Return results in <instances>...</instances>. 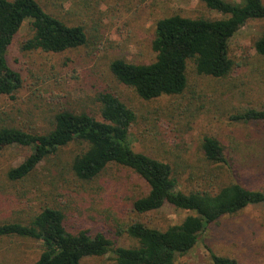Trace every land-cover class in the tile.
<instances>
[{
    "label": "rangeland",
    "instance_id": "obj_1",
    "mask_svg": "<svg viewBox=\"0 0 264 264\" xmlns=\"http://www.w3.org/2000/svg\"><path fill=\"white\" fill-rule=\"evenodd\" d=\"M37 1L67 24L84 26L90 41L87 46L61 52L23 49L22 42L31 35L26 19L7 53L9 64L21 75L22 86L13 97L0 95V125L44 133L61 108L96 114V92L110 89L136 113L131 128L133 149L176 162L180 172L177 189L208 188L230 179L226 168L204 160L199 149L204 135L216 137L227 156L239 161L236 176L242 183L264 189V153L257 146L264 137V122L232 118L246 108H264V58L256 56L253 46L264 29V19L248 20L230 38L229 54L235 63L228 76L196 75L190 62L188 86L182 94L145 100L115 80L109 62L113 58L151 62L156 21L174 12L197 15L203 10L201 4L195 0ZM77 151L71 142L40 162L28 177L10 180L6 172L23 161L32 147L5 146L0 151V224L27 221L44 206H58L66 213L71 230L102 231L114 244L129 246L134 240L125 229L132 221L163 230L192 214L169 203L137 214L131 210V202L146 192L144 180L115 164L94 180H78L69 169ZM39 249L38 241L0 235V264H29ZM209 251L234 258L237 264H264V205H248L208 225L196 244L177 255L173 264H211ZM81 264L115 261L108 252L87 257Z\"/></svg>",
    "mask_w": 264,
    "mask_h": 264
},
{
    "label": "trees",
    "instance_id": "obj_2",
    "mask_svg": "<svg viewBox=\"0 0 264 264\" xmlns=\"http://www.w3.org/2000/svg\"><path fill=\"white\" fill-rule=\"evenodd\" d=\"M203 10L194 16L174 12L155 23L149 63L113 58L108 69L115 80L131 87L142 99L176 96L188 86V64L200 76L225 78L234 67L229 54L230 38L250 19H264V0H195ZM29 19L31 35L23 49L61 52L87 46L84 26L69 25L46 11L37 0H0V95L13 97L22 86L20 73L8 62L7 53L15 34ZM256 56L264 58V29L253 43ZM96 114L84 109L61 108L44 133L0 125V151L7 145L32 147V152L6 172L10 180H23L59 149L74 142L78 151L69 162L73 176L81 181L96 179L110 164L132 170L144 180L145 193L135 197L131 210L147 213L169 203L191 211L178 224L158 229L134 220L125 232L134 240L129 246L114 244L102 231L71 230L66 213L58 206H44L27 221L0 224V235L38 241L37 258L29 264H81L87 257L112 253L115 264H173L175 257L189 251L199 234L210 224L248 205H264V189L251 188L238 178L240 163L225 153L212 135H204L199 149L204 160L226 168L230 179L208 188L177 189L180 172L176 162L159 159L132 146L131 128L135 111L110 89L96 92ZM242 122H264V108H246L232 115ZM264 153V137L257 144ZM257 148V147H256ZM211 264H237L234 258L209 251Z\"/></svg>",
    "mask_w": 264,
    "mask_h": 264
}]
</instances>
